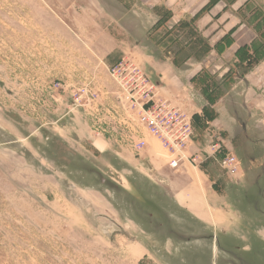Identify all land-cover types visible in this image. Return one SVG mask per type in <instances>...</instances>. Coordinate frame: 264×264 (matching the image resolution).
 I'll list each match as a JSON object with an SVG mask.
<instances>
[{
  "label": "rangeland",
  "instance_id": "1",
  "mask_svg": "<svg viewBox=\"0 0 264 264\" xmlns=\"http://www.w3.org/2000/svg\"><path fill=\"white\" fill-rule=\"evenodd\" d=\"M55 1L0 0V264H264V103L250 96L244 109L258 115V145L214 153V108L174 101L193 125L188 160L172 169L159 140L115 102L107 69L131 60L149 77L148 57L203 60V36L160 27L129 51L93 6L70 19ZM217 1L252 31L232 66L250 71L264 60V0ZM209 70L207 88L230 89ZM84 87L98 98L87 101ZM140 137L138 154L130 143ZM227 152L239 162L233 179L219 165Z\"/></svg>",
  "mask_w": 264,
  "mask_h": 264
},
{
  "label": "crops",
  "instance_id": "2",
  "mask_svg": "<svg viewBox=\"0 0 264 264\" xmlns=\"http://www.w3.org/2000/svg\"><path fill=\"white\" fill-rule=\"evenodd\" d=\"M55 2L57 8L66 14L65 18L70 19L76 18L74 15L69 17L70 13H77L87 5L93 6L102 17L111 22L109 26L113 25L112 28L119 30V33L126 37L129 42L128 50L134 52L138 47V42L134 38L138 34L145 37L162 27L170 36L176 29L181 30L179 33L184 36L188 35L185 33L187 25L192 27L194 31L203 36L208 46V56H205L203 60L187 57L182 62H177V65L169 58L158 61L148 57L149 61L146 60V63L149 66L145 65L144 68L150 75L149 78L151 77L159 85L163 98L173 100V103L175 101L185 109L188 105L187 107H192V112L195 113L203 104H209L214 108L218 116L209 128L224 135V137L221 136L225 145L228 143L231 148H247L253 142L257 144L259 140L258 137L256 138V133L258 134L259 129L256 126L258 122L256 116L258 115L254 112L247 113V115L244 109L248 108L250 96L251 100H255L256 103L259 99L264 103V60L258 62L252 67L253 69L247 72L243 69H235L234 75L232 69L241 68L236 58L238 50L252 43L253 34L249 27L236 20L238 18L233 13L234 11L223 2L217 0H128L127 3L122 0L110 2L56 0ZM233 20H236V23ZM228 36L230 42L224 46V41ZM119 51L122 50L115 52ZM212 67L218 70L211 72V75L216 77L220 86L227 81L232 83L230 89L221 92L220 95L206 87L205 70L210 71L209 68ZM210 94L207 100L205 97ZM233 95L238 97L233 99ZM190 100L193 102L190 103ZM198 101L201 102L200 105ZM178 104L176 105L179 106ZM251 106L254 108L252 103Z\"/></svg>",
  "mask_w": 264,
  "mask_h": 264
},
{
  "label": "built area",
  "instance_id": "3",
  "mask_svg": "<svg viewBox=\"0 0 264 264\" xmlns=\"http://www.w3.org/2000/svg\"><path fill=\"white\" fill-rule=\"evenodd\" d=\"M107 72L117 87L115 102L129 117L135 118L134 127L138 124V128L159 140L167 157L168 166L176 169L182 162L188 160L186 152L192 137V125L181 108L161 97L148 75L131 60H121L115 66L109 67ZM80 92L89 102L98 98V94L88 87L82 88ZM111 112L117 114V111ZM124 119H127V116ZM127 122L123 121L122 126L130 135L132 127ZM99 131L100 134L106 132L104 128H99ZM131 136L133 135H130V139L133 140ZM138 139L135 142L131 141L130 144L135 152L140 154L147 143L142 137ZM211 148L214 149V153L225 148L221 135L211 144ZM219 165L232 179L237 176L239 162L229 152L222 157Z\"/></svg>",
  "mask_w": 264,
  "mask_h": 264
},
{
  "label": "trees",
  "instance_id": "4",
  "mask_svg": "<svg viewBox=\"0 0 264 264\" xmlns=\"http://www.w3.org/2000/svg\"><path fill=\"white\" fill-rule=\"evenodd\" d=\"M244 50H247V47L245 46V47H242V48H240L239 50H238V53L239 52H242V51H244ZM192 125H193V123H192Z\"/></svg>",
  "mask_w": 264,
  "mask_h": 264
}]
</instances>
